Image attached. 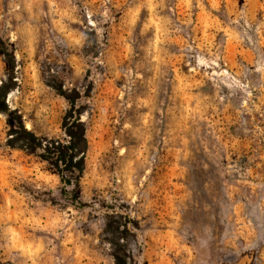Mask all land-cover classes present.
<instances>
[{
  "label": "rangeland",
  "instance_id": "374dc122",
  "mask_svg": "<svg viewBox=\"0 0 264 264\" xmlns=\"http://www.w3.org/2000/svg\"><path fill=\"white\" fill-rule=\"evenodd\" d=\"M1 82L87 150L74 197L0 112V264H115L116 221L125 264H264V0H0Z\"/></svg>",
  "mask_w": 264,
  "mask_h": 264
},
{
  "label": "trees",
  "instance_id": "16d2710c",
  "mask_svg": "<svg viewBox=\"0 0 264 264\" xmlns=\"http://www.w3.org/2000/svg\"><path fill=\"white\" fill-rule=\"evenodd\" d=\"M10 91L5 82L0 84V112L7 115V125L9 127V147L22 150L28 154L39 153L42 161L60 177V180L67 186H71V192L76 196L79 180L82 177L85 168L84 157L87 150L85 139V129L80 121V112L72 113L73 106L64 116L62 128L65 139L49 138L38 136L32 131L25 129L21 115L15 110L7 112L5 106L6 95ZM67 177L69 179H67ZM71 181H74L72 183ZM72 183V184H71ZM121 222L116 221L107 226L105 232H109L111 237L108 241L115 247L113 252L115 264H125L121 260L119 252V240L122 239L120 231Z\"/></svg>",
  "mask_w": 264,
  "mask_h": 264
}]
</instances>
